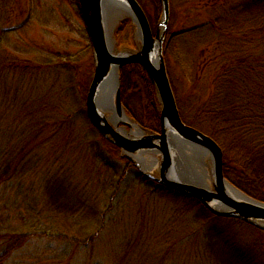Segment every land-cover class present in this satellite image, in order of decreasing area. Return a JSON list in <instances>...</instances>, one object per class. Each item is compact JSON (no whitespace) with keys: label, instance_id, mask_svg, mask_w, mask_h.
<instances>
[{"label":"trees","instance_id":"trees-1","mask_svg":"<svg viewBox=\"0 0 264 264\" xmlns=\"http://www.w3.org/2000/svg\"><path fill=\"white\" fill-rule=\"evenodd\" d=\"M76 3L79 5L78 0ZM230 4L224 23L221 20L219 22L218 36L221 41L214 52L217 57L207 61L213 63L209 70L216 71L210 79L212 88H208L204 95L193 94L196 96L194 99L191 96V102H194L191 104L189 99V103L185 102L184 106L175 89L174 92L184 123L211 137L223 149L224 173L229 182L247 195L264 202V0H238ZM157 24L151 22L152 29L156 30ZM128 25L129 21L123 22L118 36L125 34ZM223 38L227 42L222 43ZM2 44L0 39V72L12 68L24 72L31 87L27 86L25 91L31 97L42 96L45 84L49 85L46 87L45 99L42 96V100L26 103L22 94L24 91L18 88L19 85L0 75V99L7 98L6 104L9 105L3 111L0 110V264H33L32 260L37 261L35 264H43L45 260L49 264H60L63 259L70 261L72 258L74 248H69L72 245L86 248L84 250L89 252L83 264H101L97 255L95 258L92 255L95 252L93 247L103 231L110 232L116 227L118 218L114 215L116 211L113 212L114 201L110 202L106 212L101 213L103 203L81 186L78 173L70 170L68 162L73 158L71 151L76 143L80 141L78 146L83 147L85 140L82 143L80 138L91 140L92 132L110 146L113 154L119 156L120 150L93 129L82 104L83 96L78 108L70 106L72 97L78 100L77 87L73 86L75 72L71 65L65 62L58 65L52 61L40 64L20 57L9 59L1 52ZM91 67L95 68L94 64ZM35 75H40L42 85L33 88ZM88 77H85V89H80L82 94L88 88ZM62 78L64 80L61 82ZM60 82L64 88L56 92ZM121 88L122 102L129 116L146 129L159 132V104L155 86L146 70L137 64L122 68ZM72 89L77 92L69 94ZM10 92L20 96L19 104L16 100L10 101ZM86 146L92 153L101 148L93 143ZM82 150L81 153L85 152ZM125 163L126 168L121 175L123 180L128 174H133L134 180L152 189L145 190L146 197L150 199L137 212L139 221L135 223L136 232L126 234L128 231H124L118 236V248L110 256L111 264H165L171 258H184V262L189 264L187 254L194 241L187 238L191 239L194 234H187L188 231L175 236L172 224L170 230L174 233H168L166 229L169 223L161 224L160 216L150 208L151 205L152 208L157 207V201L162 198L181 199L189 202L190 208L202 210L204 207L197 199L177 194L144 177L131 162ZM119 168L113 164L114 172L118 173ZM78 189L85 193H81V196ZM92 200L94 204H91ZM91 205L93 210L90 209ZM62 215L71 219H77L80 215L84 220L95 217L101 224L99 234L82 237L79 233L73 238L62 237V234L52 235L54 228H50V224ZM198 215L205 225L209 224V219L229 224V218L215 217L206 210ZM234 222L247 225L251 236H264V230L247 222ZM203 230L211 238L209 246L205 244L207 247L203 250L205 262L208 259L210 264L217 260L219 264H264V244L260 239L245 236V231H234L229 236L228 232H223L225 229L220 228L222 235L214 243L208 234L213 229L206 226ZM42 235L52 241L62 242L63 248L48 252L44 257L38 254L37 249L30 255L23 251ZM51 247L46 250H54ZM207 249L209 254L205 251ZM34 255V259L27 260ZM76 257L73 255L74 260Z\"/></svg>","mask_w":264,"mask_h":264},{"label":"rangeland","instance_id":"rangeland-1","mask_svg":"<svg viewBox=\"0 0 264 264\" xmlns=\"http://www.w3.org/2000/svg\"><path fill=\"white\" fill-rule=\"evenodd\" d=\"M137 1L145 12L150 25L151 22L157 24L162 13L161 0ZM235 1L238 0H170L171 29L168 31L166 37L164 54L171 84L183 106L185 102L188 101L189 103V99L191 102V96H193L194 99L196 95L193 94L199 93L198 95H204L208 88H212L210 79L213 78L216 71L209 70L213 63H208L207 61L212 58L214 60L217 57V53L214 52L217 51L216 47L221 41L218 36V30L220 29L219 22L220 20L222 22L225 20L224 18L229 13V4ZM126 21H129V25L127 26L125 34L116 39L120 49L131 50L135 49L137 44L135 41L136 25L131 19H126ZM197 27L204 28L195 31L194 28ZM154 31L156 30L153 29V32ZM0 39H2L3 42L1 48L3 51L1 52L7 55L6 57L9 59L20 57L40 64L52 61L54 64L58 65H62L64 62L71 65L75 72V74H73V86L77 87L76 90L79 94L76 93V95H78V100L76 97H72L69 104L72 108H78L80 99L83 96L82 104L86 109V98L95 68H90V66L94 64L92 42L87 27L81 17L80 7L76 3V0H0ZM222 40V43L227 42L225 38ZM63 58L65 60H63ZM89 71H91L90 74ZM0 75L7 77L11 83L14 82L19 85L18 88L24 91L22 94L26 103L42 100V96L44 97L47 91L46 87L49 85V83L45 84L42 96L31 97L32 95L25 91L26 87L29 86V78L25 76V73L19 70V68L16 70L13 68L11 70L5 69L0 72ZM86 76H89L87 81H89V79L90 81L87 90L82 94L80 89H85ZM39 77L40 75L34 76L32 82L33 88L42 85V81ZM63 80L64 78L61 79V82ZM61 82L56 86V92H61L62 88H64ZM76 90L72 89L68 93L77 92ZM11 96L14 97L11 98ZM16 96L13 95L12 92L8 94L10 101L16 100L19 104L20 96ZM6 102L7 98L4 100L3 98L0 99L1 111L9 106ZM158 104L160 110L159 101ZM136 123L138 122L136 121ZM133 124H135V122ZM138 125L146 129L141 124L138 123ZM93 129H95L94 126ZM92 134L93 138L91 140L85 137L80 138L82 143L85 140V145L82 144L83 147H79L80 141L76 143L77 146L75 145L73 151H71L73 158L69 159L68 163L70 170L74 173H78L77 178L81 186L85 187V190L90 191L93 198L103 203L100 209L101 213L106 212L111 205L110 202L114 201L113 212L116 211L114 215H117L118 218L116 227L110 232H102L97 238L96 246L95 248L93 247L95 252L92 254L94 258L95 255H97L98 259H96L99 260L101 264H111L110 256L118 248V236L124 233V231H128L125 232L126 234L129 232H136L135 223L139 221L137 212L139 209H142L141 205L146 202L147 199H150L146 197L145 190L150 191L152 188L147 187L145 184H140L142 182L139 180H134L133 174H128L123 180L121 175L126 168V163L124 164L125 161L131 162L144 176L136 163L137 159L135 162L131 159L124 158L122 153L119 154L120 157L113 154L108 144L102 141L98 136H94V132H92ZM92 143L100 145L101 148L97 149L94 153L89 152V147L86 145ZM90 147L92 146L90 145ZM82 149H84L85 152L81 153L83 151ZM120 158L125 160L121 161ZM113 164H117L121 167L118 169V173L113 171ZM226 179L228 180L227 177ZM169 189L175 191L177 194H183L181 191L174 188ZM78 191L81 196V193H85V191L81 192L82 190L79 189ZM94 202L95 201L92 200L91 204H94ZM157 202V207L152 208L151 205L150 209L151 211H155L158 217L160 216L159 219L161 224L165 225L169 223V228L166 229L168 233L173 234V231H175V236H177L178 234L189 231L187 234H194L191 236V239L189 237L187 238L194 241L191 251L187 254L190 258L189 264H210L208 259L205 262V257L202 258V256H205L203 250L207 247L205 244L208 245V242L211 240L209 236H206V232L203 230L206 226L213 229V231L208 232V234L214 239V243L220 240V236L222 235L220 228L223 230L225 229L223 232H228L229 236L233 234L232 232L234 231H245L247 233L244 234L245 236H251L247 225H238L237 222H234V220L237 221L238 219L234 218H229V224L225 222L217 223L209 219L207 221L209 224L205 225L199 218L200 215H198L202 211L204 212L206 210L215 217L219 216L211 212V210L205 207L200 201L198 202L205 210H201L197 207L190 208L189 202L182 201L181 199L177 200L176 198H162ZM180 208L183 210L180 211ZM90 209L93 210L92 205ZM176 213H179V215ZM44 215L47 214L44 213ZM17 224L16 226L19 228L20 226ZM171 224L174 228L173 231L170 230ZM50 225V228H54L52 235L58 236L60 234L61 236L62 234V237L68 236L70 238L77 237L79 233H81L82 237L89 234H99L98 230L101 227V224H98L95 217H93L92 220H84L81 219L80 215L77 216V219H71L70 217L62 215ZM254 227L264 230V228L261 227ZM47 229H49V227ZM205 230L207 231V229ZM44 236L42 235L38 239H35L27 246L28 248L23 251L30 255V252H36L35 249H37L39 250V252L37 251L38 254L41 256L43 254L44 257L48 255V252H56L57 249L63 246L62 242L56 240L52 241ZM251 237L260 239V242L264 244V236L252 235ZM202 242H204V245ZM50 246H52L54 250H46L47 247ZM69 248H74V251H72V258L70 261L68 259H63L60 264H83V259L89 255V252L84 250L86 248L73 247V245ZM205 251L207 252L208 249ZM207 253L209 254V252ZM36 255L31 256L27 260L34 259ZM73 255L77 256L75 260ZM36 262L37 261L32 260L33 264ZM42 262L43 264H49L47 260H45V263L44 261ZM87 264H89V262ZM165 264L186 263L184 262V258H171L167 260ZM213 264H219L218 260Z\"/></svg>","mask_w":264,"mask_h":264},{"label":"water","instance_id":"water-1","mask_svg":"<svg viewBox=\"0 0 264 264\" xmlns=\"http://www.w3.org/2000/svg\"><path fill=\"white\" fill-rule=\"evenodd\" d=\"M161 3V18L154 34L137 0H79L95 67L86 98L88 118L124 158L137 159L145 177L197 199L219 217L264 228V203L247 196L226 179L222 148L182 120L164 55L171 5L170 0ZM126 19L136 25L137 44L131 50L120 49L116 39ZM133 64L142 66L155 86L160 132L140 127L122 103L121 69ZM129 122H135V132Z\"/></svg>","mask_w":264,"mask_h":264},{"label":"bare ground","instance_id":"bare-ground-1","mask_svg":"<svg viewBox=\"0 0 264 264\" xmlns=\"http://www.w3.org/2000/svg\"><path fill=\"white\" fill-rule=\"evenodd\" d=\"M168 70V69H167ZM170 78V77H169ZM170 82H171V80H170ZM172 85V84H171ZM172 89H173V92H174V88H173V86H172ZM174 94H175V92H174ZM175 98H176V95H175ZM131 125H132V132H135L136 130H137V126L136 125H134L132 122H129Z\"/></svg>","mask_w":264,"mask_h":264}]
</instances>
